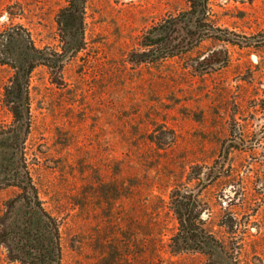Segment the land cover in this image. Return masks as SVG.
Instances as JSON below:
<instances>
[{
    "label": "rangeland",
    "instance_id": "374dc122",
    "mask_svg": "<svg viewBox=\"0 0 264 264\" xmlns=\"http://www.w3.org/2000/svg\"><path fill=\"white\" fill-rule=\"evenodd\" d=\"M209 1L199 23L178 13L184 0H88L84 48L61 71L31 73V172L60 223L63 264H214L167 247L169 192L195 164L213 167L208 214L244 228L216 263L264 264V0ZM64 4L0 0V30L12 16L37 47H54ZM163 20L177 30L174 56L136 64L131 51ZM10 74L0 66L3 122Z\"/></svg>",
    "mask_w": 264,
    "mask_h": 264
},
{
    "label": "trees",
    "instance_id": "16d2710c",
    "mask_svg": "<svg viewBox=\"0 0 264 264\" xmlns=\"http://www.w3.org/2000/svg\"><path fill=\"white\" fill-rule=\"evenodd\" d=\"M87 1L65 0L59 8L55 20L59 40L54 47H37L29 29L14 23L12 16L0 30V66L11 70L1 92V104L10 119L0 121V191L11 193L0 209V250L6 264H63L60 223L45 207L31 172L29 79L37 66L61 71L64 59L84 48ZM184 1L185 10L178 12L182 16L200 23L213 15L209 0ZM196 28L203 31L200 26ZM175 34L176 28L168 26L167 20L147 29L131 51L139 57L136 64L174 56L173 50L168 52L166 47H171V36ZM212 174V165H192L185 183L169 192L167 207L175 221V231L167 244L170 254L198 252L217 264L220 254L227 253V239L244 229L234 215L229 216L227 224L221 216L213 218L208 214L209 208L201 197L213 181ZM229 248L232 255L234 251L239 254V248Z\"/></svg>",
    "mask_w": 264,
    "mask_h": 264
}]
</instances>
